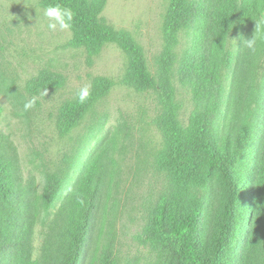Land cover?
<instances>
[{"label":"rangeland","instance_id":"374dc122","mask_svg":"<svg viewBox=\"0 0 264 264\" xmlns=\"http://www.w3.org/2000/svg\"><path fill=\"white\" fill-rule=\"evenodd\" d=\"M41 1L0 0V134L18 150L23 185L35 183L31 263L39 264L42 257L51 215L85 166L105 149L115 162L82 264H105L108 259L117 264H173L172 251L154 241L150 222L166 193L165 175L155 166L164 143L163 97L174 89L183 126L203 113L216 127L232 75L245 74L238 56L250 49L243 47L239 34L230 35L226 50L217 48L212 30L218 0H191L195 15L169 53L168 0H106L101 18L141 46L155 82L153 88L138 92L123 84L128 58L116 45H106L96 56L72 47L71 30H48ZM97 77L109 78L115 86L62 136L57 123L63 107L82 87H92ZM34 96L36 106L23 111L24 102ZM54 175L62 188L49 205Z\"/></svg>","mask_w":264,"mask_h":264},{"label":"trees","instance_id":"16d2710c","mask_svg":"<svg viewBox=\"0 0 264 264\" xmlns=\"http://www.w3.org/2000/svg\"><path fill=\"white\" fill-rule=\"evenodd\" d=\"M168 2L169 53L180 31L192 21L195 6L191 0ZM41 4L72 10V47L96 56L106 45H116L128 58L123 84L138 92L153 88L141 46L128 32L101 18L106 0H42ZM261 16L264 0H218L212 30L217 48L226 50L230 35L250 39ZM238 60L245 74L232 75L225 111L216 127L203 113L183 126L174 89L163 97L164 143L155 166L165 175L166 193L151 212L150 222L154 241L172 251L173 264H264V30L255 49L240 54ZM114 86L109 78H95L83 104L76 97L63 107L57 123L60 134L69 135ZM114 162L103 149L85 166L46 225L39 264L83 263ZM61 188L60 178L52 176L49 205ZM34 198L35 183L23 185L17 148L0 134V264H33ZM105 264L117 263L108 259Z\"/></svg>","mask_w":264,"mask_h":264},{"label":"clouds","instance_id":"9594fccd","mask_svg":"<svg viewBox=\"0 0 264 264\" xmlns=\"http://www.w3.org/2000/svg\"><path fill=\"white\" fill-rule=\"evenodd\" d=\"M44 18L47 21V28L50 32L68 31L72 28L74 13L70 8L62 7L59 4L49 5L44 9ZM264 30V16L258 18L255 22V33L250 39L243 40V47L254 50L257 42V36ZM230 40V39H229ZM90 85L82 87L77 93L78 102L83 104L91 95ZM37 97L27 99L23 104V111L27 112L36 106Z\"/></svg>","mask_w":264,"mask_h":264}]
</instances>
